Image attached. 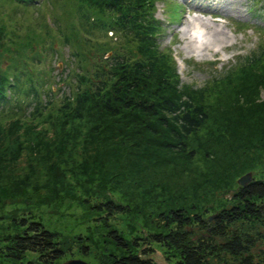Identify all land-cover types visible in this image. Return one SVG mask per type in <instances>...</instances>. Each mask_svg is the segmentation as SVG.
I'll use <instances>...</instances> for the list:
<instances>
[{
  "label": "trees",
  "instance_id": "obj_1",
  "mask_svg": "<svg viewBox=\"0 0 264 264\" xmlns=\"http://www.w3.org/2000/svg\"><path fill=\"white\" fill-rule=\"evenodd\" d=\"M10 1L14 3L15 22L0 18V46L10 32L26 40L24 46H15L7 58L9 65L1 67L0 63V120L9 118L13 126H21L55 109L64 114V120H75L76 126L91 123L84 130L82 144L97 154L107 140L116 143L134 138L144 142L142 150L154 145L180 152L185 150L187 137L209 117L206 93L222 83L229 87L227 95L236 94L239 99L226 110L229 132H239L235 138L239 146L264 144V100L254 97L264 88V25H244L260 32L257 47L194 88L180 84L170 49L160 48L157 38L162 25L155 15L157 0H72V17L67 24L52 10L56 23L52 28L47 24L21 25L19 10L46 4L58 7L62 0ZM252 8L264 9V0H251ZM256 10L254 15H258ZM49 40L68 43L75 61L85 56L92 59L91 65L75 62L71 74L65 72L52 80L37 77L29 71L31 56L24 50L30 47L33 54L47 49L51 56L56 55L57 49ZM109 49L110 55L104 56ZM7 52L0 48V61ZM79 66L82 69L76 71ZM54 81L67 84L69 89H53ZM215 106L210 112L214 113ZM78 132H83L81 127ZM93 156L96 159L97 155ZM97 163L99 168L102 163L98 159ZM83 201L97 214L107 240L119 251L110 253L105 264H158L152 257L154 245L171 252L175 257L172 264H264L262 174L238 185L228 203L216 209L205 213L182 206L163 209L155 217L154 229L132 235L112 223L117 216L130 214L129 204L97 194L87 195ZM11 223L14 230L0 234V264H57L67 253L59 233L40 219L20 215L13 216ZM80 242L81 256L88 255V241Z\"/></svg>",
  "mask_w": 264,
  "mask_h": 264
},
{
  "label": "rangeland",
  "instance_id": "obj_2",
  "mask_svg": "<svg viewBox=\"0 0 264 264\" xmlns=\"http://www.w3.org/2000/svg\"><path fill=\"white\" fill-rule=\"evenodd\" d=\"M70 2L62 0L58 7L46 4L22 8L20 24L55 27L53 9L67 24L74 5ZM250 4L251 0L155 2V15L162 25L157 40L160 48L170 49L180 84L201 87L212 74L230 67L238 56L257 47L260 32L244 25H264V9L255 8L258 15H254ZM13 10L14 3L0 0V18L15 22ZM21 34L24 36L25 31ZM108 35L117 40L111 32ZM25 40L21 36L17 39L12 32L2 38L0 48L8 52L5 59L1 58V67L9 65L7 58L17 44L24 46ZM49 42L57 49L56 55L51 56L44 49L32 56L29 45L24 50L31 56L29 71L37 77L44 75L52 80L63 77L65 72L71 74L75 62L91 65L92 59L85 56L75 61L68 43ZM111 52L107 50L104 56ZM78 69L82 67L75 68ZM51 85L59 91L69 89L62 82L54 81ZM228 90L220 83L206 93L209 117L187 137L185 150L180 152L154 145L142 150L146 147H142L144 142L134 138L116 143L107 140L97 154L82 144L84 130L91 123L76 126L75 120H64V114L56 113L54 108L21 126H13L9 118L0 120V234L14 230L13 216L29 215L57 231L65 248L68 247L57 264L68 258L105 264L110 253L119 251L107 240L97 214L85 205L83 197L87 195L112 197L129 204L130 214L112 221L128 235L154 229L155 217L163 209L182 206L205 213L228 203L233 189L240 185V176L248 172L251 178L264 175V144L247 142L248 145L243 144L247 147L239 146L235 139L239 132H229L226 126L225 114L239 100L236 94L227 95ZM254 97L264 100V88L256 91ZM213 106L214 113L210 112ZM79 127L83 132H78ZM97 159L102 163L99 168ZM81 239L88 241L90 247L86 256L80 254ZM152 257L158 264H172L175 259L159 245H154Z\"/></svg>",
  "mask_w": 264,
  "mask_h": 264
},
{
  "label": "water",
  "instance_id": "obj_3",
  "mask_svg": "<svg viewBox=\"0 0 264 264\" xmlns=\"http://www.w3.org/2000/svg\"><path fill=\"white\" fill-rule=\"evenodd\" d=\"M249 180H251L250 172L243 174L237 180L240 185H245ZM59 264H91L82 258H68L60 262Z\"/></svg>",
  "mask_w": 264,
  "mask_h": 264
}]
</instances>
